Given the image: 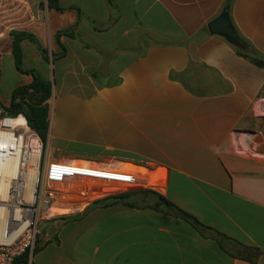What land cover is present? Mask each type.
Segmentation results:
<instances>
[{"label":"crops","instance_id":"crops-1","mask_svg":"<svg viewBox=\"0 0 264 264\" xmlns=\"http://www.w3.org/2000/svg\"><path fill=\"white\" fill-rule=\"evenodd\" d=\"M59 7L0 0L2 105L32 83L27 71L53 79L47 143H62L53 150L88 148L101 158L69 161L146 179L138 188L198 224L132 191L125 201L94 204L137 186L68 184L88 193H64L56 217L40 223L31 264H264V67L253 61L264 60V0H59ZM225 7L250 56L209 32ZM12 32L37 40L20 44L26 72L16 66ZM93 141L120 144L110 152Z\"/></svg>","mask_w":264,"mask_h":264},{"label":"built area","instance_id":"built-area-1","mask_svg":"<svg viewBox=\"0 0 264 264\" xmlns=\"http://www.w3.org/2000/svg\"><path fill=\"white\" fill-rule=\"evenodd\" d=\"M47 149L24 115H4L0 109V264H31L40 223L51 219L66 185L96 181L140 187L146 180L130 176L134 181H126L114 171L47 161Z\"/></svg>","mask_w":264,"mask_h":264},{"label":"trees","instance_id":"trees-1","mask_svg":"<svg viewBox=\"0 0 264 264\" xmlns=\"http://www.w3.org/2000/svg\"><path fill=\"white\" fill-rule=\"evenodd\" d=\"M229 1V0H228ZM46 5L49 9L53 10H61L59 7V0H46ZM66 33V32H63ZM59 33L58 36L60 34ZM12 36L14 37L13 43V53L15 57L16 66L18 69H21V47L20 44L23 40L28 39L34 43H37L35 37L31 34H27L24 32H12ZM244 56H250L248 52H243L238 50ZM253 61L261 67H264V60L263 59H255ZM26 72V71H23ZM27 73L32 74L33 81L29 85L22 86L16 89L12 94V102L10 107L6 108L2 105L0 101V109L4 112V115L15 116L18 114L24 115L30 127L36 131L44 142H47V135L49 130L48 122L46 121L43 108L51 99L52 96V86L51 83L41 78L38 74L34 71H27ZM157 195L160 202L168 207L175 208L182 217L186 220L198 224L197 221L190 215L182 212L171 202H169L166 198L162 197L161 195ZM130 196L129 193L110 196L102 200L96 201L94 204L96 205H110L114 203H118L121 201H125Z\"/></svg>","mask_w":264,"mask_h":264},{"label":"rangeland","instance_id":"rangeland-1","mask_svg":"<svg viewBox=\"0 0 264 264\" xmlns=\"http://www.w3.org/2000/svg\"><path fill=\"white\" fill-rule=\"evenodd\" d=\"M51 84L54 85V81L53 79L51 80ZM43 114H44V117L46 119V121L48 122V125H49V128H50V125H51V121L53 119V115H54V111H53V108L52 106L50 105V103L46 104L43 108ZM76 128L78 129H83L85 130L87 133H89L90 136L88 137H91V138H94V140L96 139H99V140H103V139H106L107 136H103V135H98L97 134V129L95 128V126H90V127H85V126H77ZM51 129L53 130V127H51ZM49 131V130H48ZM52 134V133H51ZM47 140H48V135H47ZM93 144H99V145H102L104 146V149L106 151H110L112 152L114 150V148L112 147L114 144H120L119 142H110V141H105V142H100V141H93L92 142ZM62 146V143L59 142V141H55L54 139H49V144H48V151H47V157H46V160L49 161L48 159L51 157L53 160L51 161H69L71 159H85V158H90L93 156V160H97L101 157H99V155H97L96 153L94 154H87L89 152V149L87 148H79V147H75V148H61V149H56V150H53V148L55 147H60ZM88 151V152H87ZM104 150H100L99 152H106ZM87 152V153H85ZM98 153V152H97ZM77 186V185H75ZM148 188L144 189V188H138V187H127V188H122L121 190H119V192H116L114 193V195L112 196H115V195H120V194H125L127 193V191H132L131 193L132 194H137L140 198L142 197H148L149 195L152 196H155L156 198V201L158 200V197L157 195L154 194V192L152 191H146ZM150 189V188H149ZM63 192L64 193H68V192H75V193H80L82 195L88 193L85 189V191H76L74 188L72 187H63L62 188ZM97 197L95 198H92V199H96ZM91 202V201H89Z\"/></svg>","mask_w":264,"mask_h":264},{"label":"water","instance_id":"water-1","mask_svg":"<svg viewBox=\"0 0 264 264\" xmlns=\"http://www.w3.org/2000/svg\"><path fill=\"white\" fill-rule=\"evenodd\" d=\"M209 32L213 35L224 37L230 44L242 51H249L250 47L235 31L229 15V7H225L222 14L208 25Z\"/></svg>","mask_w":264,"mask_h":264},{"label":"bare ground","instance_id":"bare-ground-1","mask_svg":"<svg viewBox=\"0 0 264 264\" xmlns=\"http://www.w3.org/2000/svg\"><path fill=\"white\" fill-rule=\"evenodd\" d=\"M53 208H54V207H53ZM53 208L51 209V211H50V213H49V217H50V218H51V217H56V214H55Z\"/></svg>","mask_w":264,"mask_h":264}]
</instances>
